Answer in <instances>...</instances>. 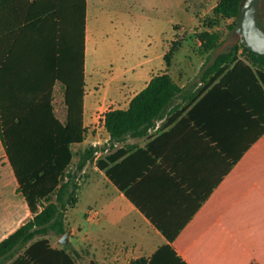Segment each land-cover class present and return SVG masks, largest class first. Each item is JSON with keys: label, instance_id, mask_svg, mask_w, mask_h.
Returning a JSON list of instances; mask_svg holds the SVG:
<instances>
[{"label": "crops", "instance_id": "crops-1", "mask_svg": "<svg viewBox=\"0 0 264 264\" xmlns=\"http://www.w3.org/2000/svg\"><path fill=\"white\" fill-rule=\"evenodd\" d=\"M49 1L57 0H0V108L7 119L41 100L49 85L47 57L54 50L49 39L55 38L59 25L55 15L46 13ZM107 5L108 0H85L86 131L83 141L72 146L74 152L107 142L105 110L126 108L153 74L167 69L175 80L172 66L166 68L163 48L140 58L117 56V11ZM61 23L63 36V18ZM64 93L63 83L55 80L52 104L62 122L67 116ZM204 94L156 133L152 128L167 118L157 120L144 136L96 151L79 172L78 183L93 181L89 191L94 196L77 222L68 218L71 207L66 211L71 247L67 250L77 264H129L150 259L166 244L187 264H264V132L248 143L259 124L252 122L240 102L225 99L222 90L201 100ZM193 106L187 121L184 116ZM121 147L129 151L115 163L128 157L117 173L130 197L96 165L105 158L104 151L113 153ZM233 156L238 157L231 161ZM17 187L0 137V241L32 216ZM48 238L51 246L62 247Z\"/></svg>", "mask_w": 264, "mask_h": 264}, {"label": "trees", "instance_id": "trees-1", "mask_svg": "<svg viewBox=\"0 0 264 264\" xmlns=\"http://www.w3.org/2000/svg\"><path fill=\"white\" fill-rule=\"evenodd\" d=\"M243 1L217 0L213 11L232 17L229 28L235 30ZM261 5L262 0L259 17L263 24ZM46 13L55 15L60 25L55 38L49 39V46H53L54 50L49 51L47 57V90L41 100L32 103L16 118L7 119L0 108V137L18 183L17 190L24 196L32 214L25 223L0 241V264H7L10 260L8 264H77L66 247L51 246L47 235L53 233L60 236L67 231L66 211L78 200L79 172L87 162L93 160L96 151L112 147L128 137L146 135L156 121L163 117L171 123L202 93L205 94L201 100L212 92L222 90L225 99L240 102L252 122L259 124L248 143L264 132V54L250 50L237 41L227 50L217 53L202 68L197 80L183 86L173 79L167 69L153 74L145 87L130 99L126 108L109 107L105 110L104 126L109 133L107 142L89 144L74 152L72 146L83 141L86 131L83 124L85 0L49 1ZM62 13L65 14L62 17L65 20L63 36L59 31ZM66 25L69 27L68 37ZM75 30H78V35ZM198 40L202 49L209 51L205 57L208 62L210 52L220 43L219 33L205 30L199 33ZM62 44L64 50H61ZM176 49L177 45L171 42L164 52L166 68L171 65ZM55 80H60L65 86L67 116L64 122L57 118L53 110L52 85ZM194 107L184 116L185 120H190ZM195 123L198 124L197 121ZM198 125L208 134L204 125ZM128 151V147H121L105 158H99L96 165L130 197L126 182L117 173L128 162V157L115 163ZM75 154L77 160L73 161ZM237 157H231V161ZM111 163L114 165L110 166ZM34 238L38 239L14 258ZM129 264L187 263L166 244L150 259L138 258Z\"/></svg>", "mask_w": 264, "mask_h": 264}, {"label": "rangeland", "instance_id": "rangeland-1", "mask_svg": "<svg viewBox=\"0 0 264 264\" xmlns=\"http://www.w3.org/2000/svg\"><path fill=\"white\" fill-rule=\"evenodd\" d=\"M216 1L108 0L107 7L112 6L117 11L114 17L118 30L117 56L123 60L140 58L152 50L163 48L166 51L171 42H174L177 49L173 53L171 66L175 80L184 81L186 84L197 80L202 68L206 67L217 53L227 50L238 41L235 30L229 28L232 17H225L213 11ZM262 5L264 6V0ZM205 30L217 31L220 38L218 47L210 52L208 62L205 57L209 51H204L198 40L199 33ZM168 124L166 120L160 122L156 129L152 128L151 133H156ZM109 151L102 154L107 155ZM93 184V181H79L78 201L67 211L69 220L77 222L86 204L93 202L94 193L89 191ZM60 236L53 233L47 235L57 245L71 249L69 239L65 243L56 241ZM72 243L76 248L74 239Z\"/></svg>", "mask_w": 264, "mask_h": 264}, {"label": "water", "instance_id": "water-1", "mask_svg": "<svg viewBox=\"0 0 264 264\" xmlns=\"http://www.w3.org/2000/svg\"><path fill=\"white\" fill-rule=\"evenodd\" d=\"M261 0H244L236 19L235 32L238 41L245 47L264 54V25L259 17ZM70 230L64 232L59 241H68Z\"/></svg>", "mask_w": 264, "mask_h": 264}, {"label": "flooded vegetation", "instance_id": "flooded-vegetation-1", "mask_svg": "<svg viewBox=\"0 0 264 264\" xmlns=\"http://www.w3.org/2000/svg\"><path fill=\"white\" fill-rule=\"evenodd\" d=\"M261 12H262V14H261V18H263L262 16H264V6L263 5H261ZM263 25H264V22H263Z\"/></svg>", "mask_w": 264, "mask_h": 264}]
</instances>
